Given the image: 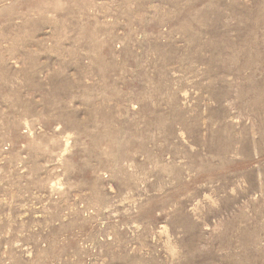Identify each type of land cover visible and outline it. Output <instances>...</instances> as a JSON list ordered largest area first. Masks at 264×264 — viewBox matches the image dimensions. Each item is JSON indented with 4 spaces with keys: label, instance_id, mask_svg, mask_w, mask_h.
<instances>
[{
    "label": "rangeland",
    "instance_id": "rangeland-1",
    "mask_svg": "<svg viewBox=\"0 0 264 264\" xmlns=\"http://www.w3.org/2000/svg\"><path fill=\"white\" fill-rule=\"evenodd\" d=\"M0 264H264V0H0Z\"/></svg>",
    "mask_w": 264,
    "mask_h": 264
}]
</instances>
